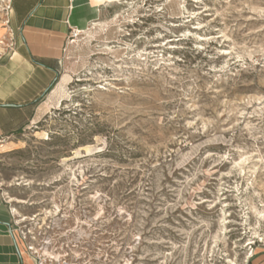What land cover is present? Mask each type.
Masks as SVG:
<instances>
[{"label": "rangeland", "instance_id": "374dc122", "mask_svg": "<svg viewBox=\"0 0 264 264\" xmlns=\"http://www.w3.org/2000/svg\"><path fill=\"white\" fill-rule=\"evenodd\" d=\"M70 33L71 81L0 142L20 226L75 264H264V0H101Z\"/></svg>", "mask_w": 264, "mask_h": 264}, {"label": "crops", "instance_id": "0c3cea01", "mask_svg": "<svg viewBox=\"0 0 264 264\" xmlns=\"http://www.w3.org/2000/svg\"><path fill=\"white\" fill-rule=\"evenodd\" d=\"M100 2L10 1L15 41L0 57V139L26 130L53 107L42 100L64 75L72 76L63 71L70 31L98 20ZM11 225L9 206L0 196V264H36Z\"/></svg>", "mask_w": 264, "mask_h": 264}, {"label": "built area", "instance_id": "2783aa9c", "mask_svg": "<svg viewBox=\"0 0 264 264\" xmlns=\"http://www.w3.org/2000/svg\"><path fill=\"white\" fill-rule=\"evenodd\" d=\"M70 34L72 35L73 33ZM12 46H14V42L11 43L9 48ZM3 141V139H0V142ZM0 196L8 204L3 195ZM9 210L12 216L11 230L14 234H16L26 253L33 258L36 264H75L68 254L62 255L58 252V249H53V240L50 237L40 239L35 235L31 228H22V226H20V222L16 219L15 210L10 206Z\"/></svg>", "mask_w": 264, "mask_h": 264}, {"label": "bare ground", "instance_id": "6f19581e", "mask_svg": "<svg viewBox=\"0 0 264 264\" xmlns=\"http://www.w3.org/2000/svg\"><path fill=\"white\" fill-rule=\"evenodd\" d=\"M70 79H71L70 76L64 75V77L58 83V88H61L63 85L68 84L71 81ZM47 137H48L47 133H44V136H42V138H44V139H46Z\"/></svg>", "mask_w": 264, "mask_h": 264}]
</instances>
